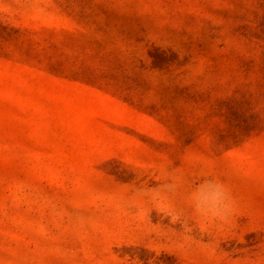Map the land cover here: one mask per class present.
Instances as JSON below:
<instances>
[{
  "label": "rangeland",
  "instance_id": "obj_1",
  "mask_svg": "<svg viewBox=\"0 0 264 264\" xmlns=\"http://www.w3.org/2000/svg\"><path fill=\"white\" fill-rule=\"evenodd\" d=\"M0 264H264V0H0Z\"/></svg>",
  "mask_w": 264,
  "mask_h": 264
},
{
  "label": "clouds",
  "instance_id": "obj_2",
  "mask_svg": "<svg viewBox=\"0 0 264 264\" xmlns=\"http://www.w3.org/2000/svg\"><path fill=\"white\" fill-rule=\"evenodd\" d=\"M191 199L203 217L223 220L230 212L229 193L222 183L214 179H204L198 184Z\"/></svg>",
  "mask_w": 264,
  "mask_h": 264
}]
</instances>
